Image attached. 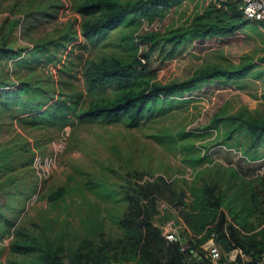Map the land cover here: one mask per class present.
<instances>
[{
  "label": "rangeland",
  "instance_id": "rangeland-1",
  "mask_svg": "<svg viewBox=\"0 0 264 264\" xmlns=\"http://www.w3.org/2000/svg\"><path fill=\"white\" fill-rule=\"evenodd\" d=\"M81 1L0 0V264L38 259L45 251L59 252L64 261L65 254L98 251L103 239L122 233L124 189L159 177L173 191L154 196L157 225L168 218L186 224L183 211L194 214L186 206L193 190L214 179L216 213L240 230L261 225L264 126L255 125L264 123V22L239 16L224 34L174 42L167 39L172 29L222 0H173L127 16L90 40L82 34L83 21L105 11L81 13ZM102 56L140 57L146 69L130 87L137 91L203 69L222 73L157 95L134 125L126 117L78 120L71 107L113 99L123 90L86 87L84 66ZM235 70L240 75H226ZM59 99L69 103L64 120L55 110ZM59 187L62 192L50 197ZM187 237L193 238L186 224ZM13 239L30 249H11ZM224 252V264H255L238 246Z\"/></svg>",
  "mask_w": 264,
  "mask_h": 264
},
{
  "label": "trees",
  "instance_id": "trees-1",
  "mask_svg": "<svg viewBox=\"0 0 264 264\" xmlns=\"http://www.w3.org/2000/svg\"><path fill=\"white\" fill-rule=\"evenodd\" d=\"M171 2L173 0H82L77 5V10L81 13H92L100 8L105 11L104 15L99 18L84 20L82 34L93 40L95 36L100 35L127 16L144 15L157 5ZM238 4V0H222L210 11L206 10L205 14L194 16L189 25L176 26L170 31L167 39L178 42L182 39L210 33L224 34L236 26V20L241 16ZM260 22H264V20ZM145 69V62H142L138 56H132L128 61L114 56L90 59L83 69L84 83L88 89L110 85L124 91L122 90L113 99L93 100L78 109L73 106L71 107L73 116L78 120L98 119L102 121H115L126 117L127 123L134 125L141 117L146 103L157 95L164 96L181 92L185 88H190L199 79L222 73V70L219 69H203L195 76L185 80L169 83L152 82L146 90H132L130 87L142 78ZM228 73L226 75L238 76L241 71L235 70ZM55 106V110L59 112L58 116L64 120L66 111L63 109L69 107V103L59 99ZM55 115L58 117L56 113ZM263 126L264 123L255 125L259 128ZM214 181L217 179L202 182L193 190L191 203L185 204L194 213L190 217L188 212L183 211V218L191 229L193 238L183 239V230L186 228V224L183 222L184 226L179 231L178 238L169 240L161 233L160 224L157 225L153 221V216L157 213L155 194H160L167 188L173 191V188L159 177L152 181L130 185L124 189L126 205L118 218L122 233L115 238L103 239L97 248L98 251H77L74 253V257L65 254L68 258L67 261L62 259L59 252L45 251L41 252L38 259L9 258L6 263L87 264L100 259V262L114 261L117 264H200L201 260L197 258V255L201 253L200 244L212 237L221 250V255L213 264H224V251L236 246L240 247L244 253H248L255 264H260L258 260L264 259V222L257 228H242L240 230L235 228L231 222L226 221L221 210L216 213L220 194L215 193ZM227 182L228 180H225L226 184ZM259 183L262 192H264V177L260 178ZM61 192L62 188L59 187L54 192H50V197H55ZM251 196L254 197L253 191H251ZM9 245L11 249L19 252L30 249L29 244H23L15 239ZM194 251L196 254L193 255ZM99 253H101L102 259L99 258Z\"/></svg>",
  "mask_w": 264,
  "mask_h": 264
},
{
  "label": "built area",
  "instance_id": "built-area-1",
  "mask_svg": "<svg viewBox=\"0 0 264 264\" xmlns=\"http://www.w3.org/2000/svg\"><path fill=\"white\" fill-rule=\"evenodd\" d=\"M238 7L242 17L254 20L257 22L264 20V0H238ZM184 226L179 218H168L160 224L161 233L169 240L178 238V233ZM201 253L197 255L201 260L200 264H213L221 255L219 246L214 242L212 237H209L200 244ZM196 254V252H193ZM225 254V252H224Z\"/></svg>",
  "mask_w": 264,
  "mask_h": 264
},
{
  "label": "crops",
  "instance_id": "crops-1",
  "mask_svg": "<svg viewBox=\"0 0 264 264\" xmlns=\"http://www.w3.org/2000/svg\"><path fill=\"white\" fill-rule=\"evenodd\" d=\"M193 255H194V253H193ZM198 258V257H197ZM188 259H190V258H188Z\"/></svg>",
  "mask_w": 264,
  "mask_h": 264
}]
</instances>
